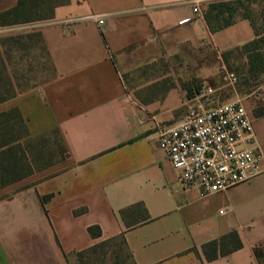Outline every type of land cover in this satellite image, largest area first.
Instances as JSON below:
<instances>
[{
	"label": "crops",
	"instance_id": "1",
	"mask_svg": "<svg viewBox=\"0 0 264 264\" xmlns=\"http://www.w3.org/2000/svg\"><path fill=\"white\" fill-rule=\"evenodd\" d=\"M214 1L64 0L49 19L0 26V142L45 155L7 185L0 155V264H70L121 237L136 264H264V173L201 196L158 146L155 121L238 97L264 153V89L241 97L221 77L236 55L247 63L254 26L210 30ZM54 132L64 153L51 159ZM230 231L242 247L207 260L202 245Z\"/></svg>",
	"mask_w": 264,
	"mask_h": 264
},
{
	"label": "built area",
	"instance_id": "2",
	"mask_svg": "<svg viewBox=\"0 0 264 264\" xmlns=\"http://www.w3.org/2000/svg\"><path fill=\"white\" fill-rule=\"evenodd\" d=\"M188 21L191 17L179 23ZM221 77L229 86L238 82L237 74L227 68L222 69ZM212 93L211 86L202 87V95ZM155 128L158 146L167 153L186 190L205 196L264 173V153L253 120L238 97L210 108L192 109L176 123L155 121Z\"/></svg>",
	"mask_w": 264,
	"mask_h": 264
},
{
	"label": "trees",
	"instance_id": "3",
	"mask_svg": "<svg viewBox=\"0 0 264 264\" xmlns=\"http://www.w3.org/2000/svg\"><path fill=\"white\" fill-rule=\"evenodd\" d=\"M45 0H19L17 5L6 11L0 13V26L13 25L19 23H25L35 20L49 19L52 17L55 7L61 3H56L52 8L50 14L45 17L34 16L39 11V8L43 5ZM236 3L240 4V0H236ZM237 11L235 2L231 1H219L210 4L209 8L204 12V18L210 28L215 31L222 27H225L233 23L237 18H233L232 14ZM224 12L231 14L229 18L219 21L220 15ZM240 17L248 18L251 20L254 30L255 38L249 43L245 44L241 50L247 57L248 71L251 74L264 73V28L257 27L255 20L248 16L242 15ZM2 96H0L1 98ZM14 113V112H13ZM2 115H0V124L3 121ZM0 155H1V183L7 185L9 183L18 181L24 177L28 171L31 170V159L24 150L23 144L18 142L15 144L3 145L0 142ZM64 149L61 145V155H63ZM142 208V206H140ZM90 232L93 234L100 233L98 227H90ZM124 248L126 249L129 261H122L121 264H136L131 257L130 252L126 246L125 240L119 238ZM109 245V242H104L99 245L93 246L87 250L77 252L73 256L76 257V264H96L101 255H105L104 248ZM242 247V241L236 231H230L220 238L208 241L202 245V252L207 260H213L220 256L228 255L229 253ZM72 257V256H71ZM70 257V264H73ZM260 257V255H259ZM117 264V263H116ZM196 264H204L198 262Z\"/></svg>",
	"mask_w": 264,
	"mask_h": 264
},
{
	"label": "rangeland",
	"instance_id": "4",
	"mask_svg": "<svg viewBox=\"0 0 264 264\" xmlns=\"http://www.w3.org/2000/svg\"><path fill=\"white\" fill-rule=\"evenodd\" d=\"M61 1L62 0H45L43 5L39 8L38 13L34 14V16H47L48 14H50L52 8L56 5V3H59ZM219 1L235 2V6H237V11L232 14L233 18H237L242 15H248L255 20L258 28H264V4H262L260 0H240V4L236 3V0H217L214 2ZM211 3H208L206 5L205 10L209 8ZM230 16L231 14H229L228 12H224L219 16V21L222 22ZM0 34H3V32H1ZM226 68L235 72L238 76L236 88L239 96L247 97V95L254 90L258 93H262V90L264 89V73H259L256 75L251 74L248 71V65L246 63V60L240 55H236V58L233 61L232 65ZM225 89H229L230 91H232L231 86H227L225 87ZM51 140L52 143L47 148L50 152V158L55 159L61 154V143L56 132L52 134ZM29 151L30 152L28 156L30 157L31 161L33 162V165L35 166L39 162H41L42 158L45 156L41 150L37 151L35 148ZM104 251L106 252L105 255H101L100 259L95 262L96 264H121V262L124 260H126L127 262L129 261L128 253L120 239H116L113 241V243H109V245L104 248ZM71 261L73 264H76V257L72 256Z\"/></svg>",
	"mask_w": 264,
	"mask_h": 264
}]
</instances>
